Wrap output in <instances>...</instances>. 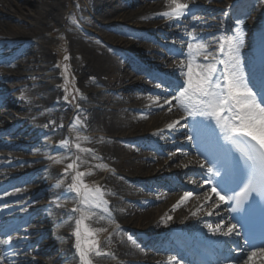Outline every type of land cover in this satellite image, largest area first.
I'll return each instance as SVG.
<instances>
[{
	"label": "rangeland",
	"instance_id": "1",
	"mask_svg": "<svg viewBox=\"0 0 264 264\" xmlns=\"http://www.w3.org/2000/svg\"><path fill=\"white\" fill-rule=\"evenodd\" d=\"M12 1L15 2L16 9L20 7L24 14L31 15L34 13L36 0H24V4L18 0ZM27 1L29 2L27 3ZM48 1L54 3L52 0ZM62 1L63 5L61 6L59 18L54 21L47 20L40 23L37 21L31 22L30 17L21 19L19 22L17 20L19 16L16 12L14 13V8H8L5 0H0V44L2 45L0 49V85L5 87L0 91V161H5L7 164L0 167V209L2 210L0 212V219H9L11 217L6 224L0 223V241H4L0 245L5 248L9 241L14 242V245L9 249L5 248L9 257L8 260H1L2 264H81L76 248L77 240L74 235L77 228L76 221L80 218V212L73 211V209L81 208L83 205L80 203V197L69 189V185L73 182L72 177L76 172L85 173L82 180L88 187L95 188L98 186L102 189L104 199L108 202L107 207L109 210L115 202L125 212L127 217L130 216L129 210L125 211L127 206L125 202L121 204L116 195L113 194L114 189L113 186L111 187V183H106L103 179L95 176V174L93 175L97 170L106 171L105 167L96 166L94 163V160L100 158L99 154L105 151V146L100 142L89 139V136L92 135L83 127L85 126L87 116L76 111L77 104L83 99L85 85L82 81L84 78L81 79V74L78 72V67L81 64V55L84 53L82 46L77 44L79 40L75 36L77 33H81L79 25L87 27L89 23V20L85 19V15L90 10V6L88 5V1L90 0ZM180 2H187L186 4L189 6L185 10V15L180 17V19L182 21L192 20L193 26L189 29L195 30V33L191 36L181 35L182 24L179 22L174 23L164 27L157 33L150 34L152 39L158 43L155 45L151 44L153 48L156 46H159V48L161 46L187 47L188 43L183 44L180 40L182 37L184 39L190 38L193 43H204L207 45L208 52L217 54L218 42L221 38L238 36L240 41L239 54L245 51L244 55L255 52L258 56H264V52H261L262 47L260 46L262 43H258V39L260 38L264 42V0H180ZM40 8L43 9L44 6L41 4ZM161 10L162 8H156L157 12ZM120 12L121 10L118 8L113 12L98 17L97 20L114 19L116 20L114 22L116 25L122 26L129 30V32L149 34L150 29L140 27L138 21L133 19L130 14H127L130 20H124L127 19L126 14L121 19L118 15ZM231 14H237V16L232 17ZM254 16L259 18L258 22L252 20ZM174 18L162 16L159 19L168 22ZM118 19H120L119 22ZM34 32L37 33L38 39L45 41V45L36 46L30 50L35 42L33 38ZM162 33H176V35L180 33V36H172L165 39ZM91 38L93 37L91 36ZM74 39L77 40L75 41ZM92 42L99 47L105 46L103 44L100 45L96 40H92ZM214 47L215 50L212 51ZM120 50L123 55L119 57L128 68L137 67L142 63V65H146L149 68L148 70L158 74L165 81L172 82V84H181L184 79V76L181 74V64H185L186 60L181 56L165 61L164 65H162V58H160L158 63L150 62L145 64L146 61L137 55L135 56L126 47H121ZM164 57L166 56L164 55ZM47 58L50 60L49 62L45 60ZM198 59L201 63L204 60L203 56H200ZM242 68L244 71V67ZM137 72L139 71L134 72L136 78L134 77V81H132L130 86L144 84V87L146 86V89L151 91L149 94L156 98L155 102L157 105H165L166 99L171 100L180 91V88L177 89L176 87L175 89L177 90H174L166 85V83H160L157 81V78L145 79L142 75H137L139 74ZM244 74L247 78L245 72ZM86 81L89 84L95 83L92 76L87 77ZM44 84L48 85V91L56 94L57 102L68 108L69 114L66 118L58 110L56 115L52 116V119L45 123V127L50 130V133L30 136V131H25L28 128V121L31 118L39 119L41 113L46 112L47 114V108L40 107L38 110L33 108V104L38 99L36 92H44ZM115 97L112 101L117 103L118 100ZM146 103L148 101L144 104L146 105ZM131 105L137 108L136 104L133 105L131 103ZM167 105L161 109H157L158 111L156 110L155 113L159 112V110L169 109V107L173 108V110L177 108L175 118L181 117L184 113L178 108L175 101H172L171 105ZM146 107L151 106L147 105ZM20 108L27 110L23 111ZM11 110L12 117L9 116V111ZM110 112L118 113V110ZM12 118H20L21 121ZM125 119L127 120L123 115L116 118L117 121H124ZM6 120L9 122L5 123ZM76 124L78 127H76ZM156 125L151 121L148 122L147 129L149 134L155 131L157 127L159 128ZM52 128L55 130L54 132H51ZM112 133H116L114 135L115 138L121 137L134 140L138 137L136 134L130 133L129 130ZM190 136V132L186 131L170 140L166 146L171 148L175 146V143L179 144L182 141H187L185 137ZM149 140L152 141L153 139L150 138ZM65 141L67 143H64ZM77 145H79V148H77ZM126 155V151L120 152L115 162H113L115 167H113L112 171L116 175L119 172V168L122 170L124 166L129 167L133 163V161L122 163ZM194 155H197L199 158L201 157L194 150L189 153L188 160H191L190 157ZM82 157L86 158V160L79 162L78 159ZM166 162H169L168 158ZM107 163L112 164L109 160H107ZM188 163L189 161L185 163L183 159H179L173 163L174 165L172 164V167L167 172L160 171L155 176H151L153 177L151 180H155L160 187L167 182H178L190 189L196 187L198 191L193 193L190 192V189L183 190L185 193H191V196L187 199L182 197L183 202L187 205L193 201V195L197 196L209 188L202 184L201 177H197L198 175L194 176L188 173V175L180 177V172L184 171V169H192L189 167L191 164L188 166ZM69 164H73L74 168L68 169ZM43 170L50 172L59 189L63 188L66 190L68 194L67 199L54 200L52 198L53 194L51 195L48 191L53 183L50 177L48 180H45ZM126 178L131 184L134 182H149L150 179V177L137 175L135 171L128 172ZM19 191H21V194H19ZM126 193L125 198L131 194V189L128 188ZM151 193L156 195L153 191ZM179 197V192L170 191L167 200L177 205L181 200ZM21 200H27L28 203L24 206L20 202ZM158 204H161V202ZM158 204H153L156 207V211L154 213V220L151 221L152 223L156 222L160 212H163L160 209L163 206L159 208ZM57 207H60L73 217L68 227L62 231L69 243L72 254V259L70 260H63L59 254L58 247L56 248L53 240L48 238L49 234L51 235L56 231L62 230L60 224H51L47 220L41 219L53 212ZM25 209H28V211ZM174 209L176 208L173 207L170 214L174 213ZM91 211L95 215H92L90 219H86L84 224L80 226L81 244L82 246H87V241L97 239L101 251L111 253V255L102 256H96L92 253L90 255L92 264H115L121 261L130 263L135 261L133 257L129 258V256L123 255L120 252V250H123L127 246L129 236L134 237L136 241L152 242V244H156V242L157 244H169L172 236H177V234L184 239L185 234L193 237L205 234L192 231L186 232L179 228L167 230L164 226V230L156 227L148 234L140 231L138 229L139 226L132 222L125 223L126 218L122 223L121 219H110L106 215L108 218L107 222H100L97 219V213L101 214L103 212L100 209H92ZM207 218L209 221L211 220V224L216 223L212 219V215ZM85 225L88 229H105V231L99 232L94 236H87L84 232ZM119 226L122 230V235L112 236L115 228ZM205 242L211 244L212 241L206 240ZM16 244H21L18 249L15 248ZM181 245L174 244V246H177L176 249ZM163 252L172 255L174 249H166ZM261 259L264 261V254L257 256L253 264H261L259 263ZM15 261L18 263H14ZM235 264H241V262L236 260Z\"/></svg>",
	"mask_w": 264,
	"mask_h": 264
},
{
	"label": "bare ground",
	"instance_id": "2",
	"mask_svg": "<svg viewBox=\"0 0 264 264\" xmlns=\"http://www.w3.org/2000/svg\"><path fill=\"white\" fill-rule=\"evenodd\" d=\"M24 4V0H18ZM54 3H50L48 0H36L35 1V9L34 13L31 15H26L22 11L20 7L16 9L15 2L12 0H5L8 8H14V13L18 14L17 20L20 22L21 19H25L26 17H30L31 22H45L47 20H57L59 18V14L61 11V6L63 5L62 0H52ZM29 1H27L28 3ZM185 3V2H183ZM43 5L44 8L41 9L40 5ZM4 5V3H3ZM88 5L90 6V10L87 11L85 15V19L89 22L87 27H82L79 25L81 33L76 34V38L79 40L77 44L82 46L83 55H81V64L78 67V72L81 74L80 78L83 79V83L85 85V89L83 91V99L77 104L76 110L81 112L85 116H87L85 120V130H87L92 136H89L90 140H95L104 144L105 151L99 154V159L94 160L96 166L104 165L106 171L97 170L93 173L98 178L103 179L106 183H111V187L113 186V194L116 195L118 201L125 202L126 208L125 211L130 212V216L127 217L125 212L121 210L120 206L117 203H113L109 210L110 217L108 213H97V219L100 222L106 223L108 218L110 219H121L122 223L126 218V222H132L133 224L139 226V230L145 233H150L156 227H162L166 225L173 226H182L184 225L185 229H198V230H209L208 225H205V221L203 219H198L195 222H191L203 214V210H210L209 207L202 208L204 204L209 201H212L214 197H216L215 192L206 191L204 194L195 197L194 201H191L189 205L183 202L182 198L179 201V204L175 205L171 201H168V192H166L167 187H173L171 183H165L162 187H156V189H152L150 187L151 182H134L131 184L129 180L126 178V174L130 171H135V173L139 176L151 177L155 176L159 170H169L172 163L175 161V154L177 151H173L170 148H163L157 145V143H162L163 141L169 140L174 137L176 134L181 133L188 129V126L181 125L182 121H186L184 116L179 119L174 118L175 112L171 110L169 111H159L155 113V111L162 106H151L155 102V97L149 94L151 91L144 87V84H139L137 87H131L132 81H134L133 68H128L123 64L120 57H122L123 53L121 52V47H126L128 50H131L135 55L142 57L146 63H158L160 58H162V65L165 64V61H169L173 59L176 55H184L187 58V48L177 50L176 47L169 48H153L151 46V42L148 40V35H142L138 32H129V30L122 28L121 26L116 25L114 22L116 20L109 19L98 21V17L104 16L106 13L113 12L118 8L121 12L118 14L119 17L124 18V15L130 14L133 19L138 21L140 27L147 28L150 27V32H158L161 28L165 26H169L175 22H179L177 18L172 19L168 22H163L159 19L161 13L171 11L173 5L171 0H90L88 1ZM165 9L164 11L157 12L156 8ZM111 8V9H110ZM1 10V9H0ZM113 10V11H112ZM217 13V12H214ZM88 14V15H87ZM217 15V14H216ZM87 16V18H86ZM232 17L237 16V14H231ZM127 19L125 21L130 20V17L127 15ZM253 21L258 22L259 19L257 17L252 18ZM120 19H118V22ZM30 22V23H31ZM181 35L185 34L187 36L193 35L195 30H190L193 26L192 20L181 21ZM90 24V25H89ZM89 27V28H88ZM33 38L35 39L34 44L31 46L34 49L36 46H44L45 41L43 39L37 38V33H33ZM91 36L93 38H91ZM164 37H172L171 34H163ZM165 38V39H167ZM77 39H74L75 41ZM92 40H96L97 42L105 46H97L92 42ZM74 41V42H75ZM193 43V42H188ZM258 43L263 44V40L258 39ZM114 44V45H113ZM113 45V47H112ZM118 46V47H116ZM2 45L0 44V49ZM245 52H240L239 58L240 62H247V67L251 68V74L255 77L260 76V73H256V68L258 65V58L254 54V52L249 55H244ZM166 56L163 58V56ZM120 56V57H119ZM47 62L50 60L45 59ZM187 60V59H186ZM45 61V62H46ZM111 63V64H110ZM20 64V63H19ZM18 64V65H19ZM116 66V67H115ZM51 69V68H50ZM48 69V70H50ZM142 69L145 77H154L155 74L149 71L146 68ZM107 70V71H106ZM186 71V68L184 69ZM109 71V72H108ZM264 71V69H263ZM264 74V73H263ZM94 77V84H89L86 79L87 77ZM264 75L259 79H263ZM186 78L183 80V84ZM259 80V81H260ZM262 82V81H260ZM142 83V82H140ZM45 87L43 91H37L36 95L38 97L35 104H33V108L38 110L40 107L47 108V114L41 113L39 119L31 118L28 121V128L25 129L30 131V136H37L42 133H50L45 127V123L48 122L51 117L56 115L58 110L62 112L66 118L68 117L69 111L65 105H60L56 100V94L52 91H48V85L44 84ZM143 85V86H142ZM0 85V91L2 90ZM117 98H116V97ZM118 100V102L114 103L112 100ZM146 101V105L144 104ZM136 104L137 108L133 107L130 104ZM147 105H150V108H146ZM19 109V108H18ZM20 110H27L20 108ZM112 110H118L116 112H110ZM175 113V114H174ZM123 115L127 120L117 121L116 118L118 116ZM9 116L12 117V110L9 111ZM16 117V116H15ZM18 121H21L20 118H12ZM172 119V120H171ZM152 122L153 124L159 125L160 123L169 122L172 124L173 122L178 121V123L174 124L173 128H167L163 130H158L151 134L154 141L150 142L143 135L148 132L147 124L148 122ZM9 121L6 120L5 123ZM4 123V124H5ZM160 124V125H161ZM168 124V125H169ZM38 126V127H35ZM75 127V125H73ZM198 128V126H197ZM24 129V128H23ZM130 131L133 135L136 134L138 136L135 140H127L126 138H115L116 133L119 131ZM55 130L52 128L51 132ZM203 131H200L201 137H203ZM24 132V130H23ZM140 134V135H139ZM147 137V136H146ZM200 137V138H201ZM212 140L206 139L204 143L209 145ZM184 145V143H182ZM178 147V157L183 158L185 161H189L187 159V153L191 150V145L189 148ZM126 147V148H124ZM182 148V149H181ZM126 151L127 155L122 160V163H127L128 161H133L129 167H125L121 170L119 168V172L116 175L113 173V167L116 158L122 151ZM162 152H167V156L172 157V159L165 163V159L162 158L159 154ZM176 152V153H175ZM225 155V154H224ZM65 156V155H64ZM86 158H79L78 161H84ZM107 160L111 161L112 164H108ZM198 163H201L199 160ZM7 165L5 161H0V167ZM189 165V163H188ZM117 168V167H116ZM206 165L204 167H200L197 171H193L201 173L203 169H206ZM45 173V180H48L49 177L51 182V188L49 189V193L53 194L52 198L54 200L59 199H67L68 194L66 190L59 189L54 181L53 177L47 170H43ZM185 173H182L181 176H184ZM129 182V184H127ZM131 189V194L126 196L127 189ZM155 192L152 194L151 192ZM130 193V192H129ZM21 194V191H19ZM181 197L185 194L180 193ZM126 199V200H125ZM167 200V201H166ZM21 203L26 205L28 203L27 200L20 201ZM161 202V204H158ZM153 204H158L163 206V213L160 212L159 219L156 222H151L154 220V213L156 211V207ZM174 209V213L170 214V210ZM6 208V207H5ZM158 208V207H157ZM158 208V210H160ZM28 211V209H25ZM2 210L0 209V212ZM102 212V210H100ZM40 212V211H39ZM169 212V213H168ZM179 214V215H178ZM101 216H104L105 219H100ZM10 217V216H7ZM174 217V218H173ZM194 217V219H192ZM11 218V217H10ZM9 218V219H10ZM73 217L68 214L66 211L62 210L60 207H57L53 212L47 214L41 219L47 220L51 224H60L62 227L61 231H56L53 234H49L48 238L53 240L55 247L59 249V254L62 256L63 260L72 259V254L70 252L69 243L67 238L62 233L63 229H66ZM9 219H0V223H7ZM134 225V226H135ZM213 228L216 226L211 225ZM223 227L220 226V230L215 232H221ZM212 234L213 231H210ZM214 233V234H215ZM122 235L121 228H117L113 231L112 236H120ZM129 236V235H128ZM131 238V239H129ZM128 244L123 249L120 250L121 254L133 257L135 261L143 262V264H148V262H152V260L156 259L158 261H164L167 255H162V253L157 252L156 248L149 243H144L141 241H136L134 237L129 236ZM14 245V242L9 241L5 248L9 249ZM21 244H16L15 248H19ZM164 245V244H163ZM199 249L203 250L202 246L198 244ZM4 247L0 246V257H2V261L8 260L9 255L5 251ZM199 255L190 254L188 262L193 264H203L200 261ZM211 257H215L212 255ZM218 259V257H217ZM216 259V260H217ZM130 262L125 263L123 261L116 262L115 264H140L138 262ZM171 264H185V260L182 258L170 259ZM14 263H18L15 261ZM0 264L1 260H0ZM168 264V263H167Z\"/></svg>",
	"mask_w": 264,
	"mask_h": 264
},
{
	"label": "snow or ice",
	"instance_id": "3",
	"mask_svg": "<svg viewBox=\"0 0 264 264\" xmlns=\"http://www.w3.org/2000/svg\"><path fill=\"white\" fill-rule=\"evenodd\" d=\"M171 3L173 5L171 11L161 13V15L177 19L185 15V10L189 7L186 3H181L180 0H171ZM239 47L238 36L221 38L218 42L217 54L208 52L207 45L204 43H188L187 64H181V74L186 78L184 84L171 100H165V104L168 105L175 101L188 117L194 118L193 126L194 128L198 126V135L200 131L211 128V123H205V121H214L216 128H219L223 134L224 140L235 145L239 150L246 167L240 168L238 162L235 161L230 165L231 182L236 183L237 186L243 184L239 192L228 197V200L235 202L236 207L232 209L233 211L242 207L252 193L264 196V87L258 92L250 86L241 66ZM200 56H203L205 63L199 61ZM170 110L171 107H169ZM196 117L202 119L195 121ZM175 123L178 121L169 124L168 128H173ZM215 139L218 141L219 137ZM200 166L204 167L203 164ZM221 166L223 167L224 164ZM99 167L105 166L99 165ZM72 168L74 165L69 164L68 169ZM207 171L213 175H220L219 169L208 167ZM84 175L85 173L76 172L69 189L80 197V203L83 205L81 208L73 209V211L80 212L74 233L77 240L76 248L81 264H92L90 259L92 253L96 256L111 255V253L102 252L97 239L87 241V246H82L80 226L86 219L95 215L92 209H100L108 213L109 217L110 212L102 189L98 186L90 188L84 184L82 180ZM212 191L219 197L217 205L227 202L225 197L216 191V188ZM189 196L191 193H185L184 199ZM100 219H105V217L101 216ZM208 227L214 233L220 230V225L215 228L211 225ZM235 230L236 225H230L226 231L222 232V235L229 236ZM103 231L105 229L92 230L86 225L84 227L87 236H94ZM257 253L264 254V247L254 249L244 264H248V261ZM2 259L0 257V260Z\"/></svg>",
	"mask_w": 264,
	"mask_h": 264
}]
</instances>
